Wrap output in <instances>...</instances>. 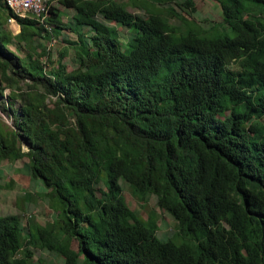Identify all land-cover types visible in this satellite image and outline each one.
I'll return each instance as SVG.
<instances>
[{"label":"trees","instance_id":"trees-1","mask_svg":"<svg viewBox=\"0 0 264 264\" xmlns=\"http://www.w3.org/2000/svg\"><path fill=\"white\" fill-rule=\"evenodd\" d=\"M51 1L39 22L0 0L12 125L0 118V162L26 157L54 212L26 226L0 214V264H36L32 247L63 264H264V0H215L209 29L175 11H195L193 0H58L72 23ZM65 29L76 39L50 60L41 41ZM119 179L138 202L155 196L173 238L157 235L155 212L127 205Z\"/></svg>","mask_w":264,"mask_h":264},{"label":"rangeland","instance_id":"rangeland-1","mask_svg":"<svg viewBox=\"0 0 264 264\" xmlns=\"http://www.w3.org/2000/svg\"><path fill=\"white\" fill-rule=\"evenodd\" d=\"M119 1L126 2L128 0ZM193 1L195 4V11L189 12L186 8L181 10L179 7H174L175 11L182 15V17L199 24L204 29H209L211 25H218L221 21V9L215 0ZM51 5L60 10V21L63 23H72V16L74 14L72 9L64 8L61 4H59L58 0L51 1ZM127 9L137 16L145 17L142 10L133 7L129 3ZM96 18L101 19L99 15H97ZM168 22L171 25L177 26L179 24V19L168 17ZM107 25L113 26L114 24L107 23ZM6 27L11 30L13 34L19 32L20 30L15 22L10 24L7 23ZM115 27L118 29L119 35L123 40L129 36V31L126 28L118 25H115ZM81 28L83 31H86L87 29L85 26H82ZM218 30L219 34L225 33L230 36L233 34L229 28H222V26L219 27ZM66 38L74 41L76 39V35L71 33L69 29H65L59 37L53 38L50 42L47 43L41 41L42 46L48 50L50 60L56 61L58 53L65 46L66 42L64 39ZM42 60L45 61L44 58H42ZM60 60L66 64L67 70L71 71L75 68L71 49H68L67 54ZM3 92V98L0 100V118L5 125L12 127L11 118L2 109H5L7 105L11 103V101L8 100L9 93L8 90L5 89ZM51 99L54 98H49L48 100ZM262 120L264 122V117ZM23 148L25 149V146H23ZM27 161L28 159L25 157L15 160V162H0V183L2 185L0 188V214H18L20 222H22L23 226L27 225V216L31 214L35 222L44 225L47 221L52 219L54 212L48 199L44 198L42 195L47 192V190H45L41 184L36 181V179L31 178L28 174L29 171L26 167ZM118 183L121 187L122 194L127 205L143 219L147 217L149 212H155L156 222L158 224V228L156 230L157 235L165 240L173 238V234L176 230V222L167 212H165V210L157 207L155 196H149L148 200L143 204L133 198L126 183H124L121 179L118 180ZM96 187L100 190L104 189L101 182H98ZM178 241H181L180 237L175 239V242ZM71 247H76L74 242H72ZM32 251L34 254L33 259L36 264H63V257L54 251L37 249L34 247H32Z\"/></svg>","mask_w":264,"mask_h":264},{"label":"built area","instance_id":"built-area-1","mask_svg":"<svg viewBox=\"0 0 264 264\" xmlns=\"http://www.w3.org/2000/svg\"><path fill=\"white\" fill-rule=\"evenodd\" d=\"M8 10L13 16L24 17L28 14L42 21L46 16L49 4L48 0H4ZM14 22L13 18L7 19V23Z\"/></svg>","mask_w":264,"mask_h":264}]
</instances>
